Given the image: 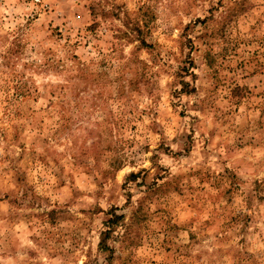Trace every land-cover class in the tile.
<instances>
[{
	"label": "rangeland",
	"instance_id": "rangeland-1",
	"mask_svg": "<svg viewBox=\"0 0 264 264\" xmlns=\"http://www.w3.org/2000/svg\"><path fill=\"white\" fill-rule=\"evenodd\" d=\"M0 264H264V0H0Z\"/></svg>",
	"mask_w": 264,
	"mask_h": 264
},
{
	"label": "trees",
	"instance_id": "trees-1",
	"mask_svg": "<svg viewBox=\"0 0 264 264\" xmlns=\"http://www.w3.org/2000/svg\"><path fill=\"white\" fill-rule=\"evenodd\" d=\"M115 215V217H117L118 215H116V214H114ZM110 228H111V226L109 227V229L108 230H110Z\"/></svg>",
	"mask_w": 264,
	"mask_h": 264
}]
</instances>
